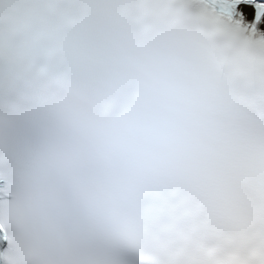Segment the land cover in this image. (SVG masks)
<instances>
[{
	"label": "snow or ice",
	"instance_id": "1",
	"mask_svg": "<svg viewBox=\"0 0 264 264\" xmlns=\"http://www.w3.org/2000/svg\"><path fill=\"white\" fill-rule=\"evenodd\" d=\"M0 264H264V0H0Z\"/></svg>",
	"mask_w": 264,
	"mask_h": 264
}]
</instances>
